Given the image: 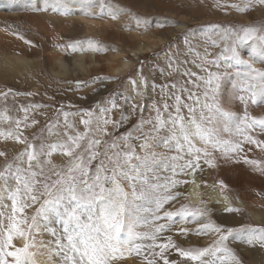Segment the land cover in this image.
Returning a JSON list of instances; mask_svg holds the SVG:
<instances>
[{"label":"snow or ice","instance_id":"obj_1","mask_svg":"<svg viewBox=\"0 0 264 264\" xmlns=\"http://www.w3.org/2000/svg\"><path fill=\"white\" fill-rule=\"evenodd\" d=\"M75 5H80L82 15L93 18L117 21L128 15L119 7L106 9L104 3L98 14L85 11L94 6L92 0L88 4L35 0L31 10L68 16L74 14ZM256 5L264 6V0L232 7L247 12ZM134 19L137 28L147 26L140 17ZM201 32L203 39L197 45L185 34L183 61L175 59V52L167 59L169 69L179 72L184 66L186 79L179 86L161 84L158 91L153 83L156 98L150 106L148 101L131 105L133 111L140 109L141 116L118 136L129 118L122 114L117 121L111 114L121 107V100L128 105L130 97L123 93L103 105L97 102L94 110L72 113L61 106L56 119L32 140L23 130L38 123L31 114L45 106L19 109L23 115L14 119V129L0 131V138L24 145L11 160L0 151L5 157L0 167V264H37L33 249H44L51 264H129L130 259L139 264H241L231 244L264 249V226H228L212 220L204 208L180 204L179 189L195 184L202 161L211 166L213 152L239 153L242 142L264 151V140L256 138L264 135V115L249 111L252 105L264 106V26L214 24ZM87 45L94 50L92 40ZM69 47L75 51L84 45L76 42ZM137 77L130 83L141 95L148 88L143 68ZM10 94L25 95L9 89L0 96L7 100ZM9 119L0 114V120ZM53 136L55 142L45 143ZM110 136L115 138L109 142ZM54 154L62 158L60 165L53 162ZM245 163L264 168L257 160L245 158ZM220 186L226 187L222 181ZM225 212L240 209L229 206ZM174 230L182 237L209 236L211 243L184 247L170 234ZM44 234L49 239L38 241L37 236ZM18 239L22 246L14 243ZM173 252L178 259H169Z\"/></svg>","mask_w":264,"mask_h":264},{"label":"rangeland","instance_id":"obj_2","mask_svg":"<svg viewBox=\"0 0 264 264\" xmlns=\"http://www.w3.org/2000/svg\"><path fill=\"white\" fill-rule=\"evenodd\" d=\"M22 3L25 5V8L29 10L32 9V6L35 4V0H22ZM85 4L89 3V0H84ZM94 4L93 8L97 9L95 14H98L101 10V3H104L106 9H111L114 7H119L124 12L128 13L127 19H121V25L119 29L123 34L129 36L128 40H132L133 46H136L137 43H146L149 38L153 37H167L165 43L161 44L156 49L144 55L141 60L137 63L136 67L132 72L124 77H115L107 72L102 74H91L86 77H80L76 80L73 79H55L49 74H45V79H40L37 74L40 69H34L32 75L26 74L24 79H15V80H3L0 78V93L8 92L10 89L12 93H24L25 95L13 96L9 95L7 100L0 96V114H6L10 117L7 122L0 120V131H7L9 129H14V119L21 117L23 114L19 111L22 106L29 105H44L45 107L38 108L31 115L35 118L38 123L33 127L23 130V134L28 137L29 140H32L34 134H39L42 128H45V125L52 122L56 119L57 111L64 107L65 111L75 113L79 110H94L96 103L100 102L101 105L110 99L116 93H123L130 97L128 105H124L123 101H120L121 107L111 114L113 120H120L121 115H128V122L125 127L120 128L119 132L116 133L118 136L121 132L130 128L132 124L136 123L141 116L140 109L137 108L136 111L132 110L131 105H141L145 101H151L156 98V91L151 88V85L155 83L158 87L161 84L165 83H177L179 86L183 82L185 77L182 76L183 67H180V71H174L167 67V59L173 52L178 53V56L175 58L178 61H183L187 55V45L184 43L185 34L187 33L193 45H197L203 39V33L201 32L202 28H205L208 25H256L264 26V6L256 5L252 7L247 12H239L232 7L234 4H240L243 6L246 3V0H100L99 3L96 0H92ZM160 4L163 8H158L154 4ZM168 9L166 11L165 9ZM30 16L40 18V12H33L32 10L27 12ZM43 13V12H41ZM140 17L143 22H146V27H139L140 30L151 29L153 35H145V37H137V40L133 38V33L127 31V29L136 27L134 17ZM107 17V16H105ZM125 17V16H122ZM44 20L46 21L45 17ZM110 18V17H109ZM101 22L103 18H97ZM42 22V21H41ZM185 24L183 30L173 31L177 28L178 25ZM6 29V32L16 33L18 36H23L24 40L29 43H25L26 46L31 47L32 45H37L38 48L44 52L47 49H56L58 52L55 53L58 55L62 52H68V54H73V51L67 48L70 44L76 42L87 43L88 40L93 42L96 40L99 45L98 54H107L104 51L102 44L107 43L108 40L103 39L93 34H84L83 36H71L63 35V39H59L55 44L57 47H54L55 44L48 43V45L43 44V42L37 43V36L34 34V27L26 24L24 21L21 23H12ZM51 31L56 30L52 24L49 25ZM57 28V26H56ZM54 29V30H53ZM74 29H72L73 31ZM173 30V31H171ZM195 32V38L192 37L191 32ZM140 32V31H139ZM41 39L44 36L40 35ZM111 48L118 47L124 48L121 42L115 43L112 42ZM46 46V47H45ZM67 47V48H66ZM60 49V50H59ZM68 50V51H67ZM88 52L92 51L86 49ZM71 52V53H70ZM128 52V51H127ZM38 55L37 52H35ZM128 54V53H127ZM191 59L190 56L187 57ZM177 65H174V68ZM193 71H196L193 65H187ZM143 68V74L147 78L148 88L144 90L141 95H138V99L135 100L134 97L129 95L126 90V84L128 79H132L137 75V70ZM172 71V75L169 76L168 72ZM45 73V72H44ZM80 84V87H77V84ZM57 85V86H56ZM30 93L31 95H27ZM71 105L72 107H68ZM148 112H144V116L147 117ZM61 122L63 117H60ZM76 120H79V116L76 117ZM80 130L83 131V126L80 125ZM109 132L113 131L112 127L109 126ZM115 137L110 136L107 139L109 142ZM57 138L55 136L47 139L45 143L55 142ZM262 140L261 138H258ZM35 144H39V140L33 141ZM24 145L17 144L14 140H5L0 138V151H6V156L11 160L15 155L22 151ZM253 149L250 150V153ZM217 156L222 157V152L217 151ZM230 154V152H229ZM234 154V153H231ZM230 154V155H231ZM237 154V153H236ZM235 155V154H234ZM62 158L58 154H54L53 162L57 165L61 164ZM5 157H0V167L3 166ZM262 165L264 164V158L259 160ZM200 173V171H199ZM255 181H259L258 178H253ZM235 198L242 199L244 202V208L240 210L239 213H227L225 209H206L209 213V216L212 220H216L218 223H225L228 226H235L237 223L251 224L253 226H264V219L261 222L256 221L250 213V207H258L260 210L264 211V191L255 190L254 193L243 195L242 192H235L233 194ZM258 198L259 201L254 205L250 206L249 202L253 201L252 199ZM184 199V200H183ZM245 199H248L246 202ZM183 200V203L181 201ZM180 204L188 205L192 208H197L192 205L187 196L183 194V198L180 200ZM177 204V207L180 206ZM235 207V206H233ZM180 227L177 225V228ZM173 236V239L177 243H182V246H197L204 247L211 243V237L204 236L198 237L196 235H189L188 237H182L176 233L174 230L173 233H170ZM21 240H16L17 246H21L23 243H20ZM238 245V247L236 246ZM245 245L248 247H254L260 249L261 251L256 252V258L252 260L250 257H247L242 251H240V246ZM235 250L237 257L239 258L241 264H264V249L260 248L259 245L249 246L246 243H233L230 245ZM244 247V246H242ZM37 250V249H36ZM40 250V249H39ZM261 253L263 256H259ZM170 260L178 259L177 255L173 252L170 257ZM139 264V260H132L130 264ZM162 264V262H161Z\"/></svg>","mask_w":264,"mask_h":264},{"label":"bare ground","instance_id":"obj_3","mask_svg":"<svg viewBox=\"0 0 264 264\" xmlns=\"http://www.w3.org/2000/svg\"><path fill=\"white\" fill-rule=\"evenodd\" d=\"M154 5L158 8H163L158 3ZM84 10L94 14L97 11L93 7H86ZM165 10L168 11V9ZM29 11H31V8L27 10L22 0H0V78L3 80L24 79L26 74L30 73L32 75L34 69L41 70L34 75L40 79H45L46 73L60 80H76L80 77H86L91 74H102L103 72H107L115 77H124L134 70L144 55L164 44L165 39H167V37H155L154 39L151 37L146 43H137L136 46H133L132 40H128L129 36L125 33L123 34L118 28L121 25V19H127V15L117 21L104 17L100 22L99 19L92 16L82 15L80 5H75L74 14L68 16H61L51 12H40L39 16L41 17L38 19L30 16L27 13ZM42 17H45L46 21ZM22 21L34 27V34L38 38L37 43L43 42L45 45H48V43L55 44L60 38L63 39V35L71 37L93 34L108 40L107 43L101 45L107 54H98V50L101 47H99L96 40L94 41V50L90 52L86 50L88 49L86 42L83 43V48H78L75 51L71 47H66L72 50L73 54H68V50V52H62L59 55L58 53H51L53 50L56 52L58 48H50L44 52L37 45H32L28 48L25 45V41H21L17 34L14 35L13 33L6 32V29L10 26L9 24L13 22L18 24ZM50 24L54 25L55 27H53L56 30L53 29L54 31H51L49 28ZM184 26L185 24L178 25L174 31H171L175 33V31L183 30ZM72 29L74 30L72 31ZM127 31H131L135 35L133 36L135 40H137V37L153 35L151 29L140 30V28L132 27L127 29ZM40 35H43L44 38L41 39ZM112 42H121L124 48L116 45L111 48L110 44ZM54 47H57V44ZM132 79H138L137 75ZM132 79H128L126 90L129 95L137 100L139 97L130 83ZM148 102L150 106V101ZM249 111L253 116H261L264 115V106L257 107L256 105H252ZM240 115H243V107H241ZM256 138L264 140V135L257 134ZM241 147L243 150L237 154L234 153L235 155L220 151V153L222 152V157H219L217 156V151L213 152L211 166L202 161V170L196 174L195 184L190 182L179 189L188 197L193 206L205 207L207 209H225L229 206H235L241 210L244 208V202L242 199L233 196L235 192H242L243 195H248L254 193L257 189L264 191V168L257 167L251 163H245V158L248 161H259L264 158V151L256 145L246 142H242ZM251 149L253 151L250 153ZM253 178H258L259 181L257 182ZM185 179L191 180L192 178L185 177ZM221 181L226 187L221 188ZM183 200L181 203H183ZM245 200L248 202V199ZM252 200L249 202L250 206L254 205V201L255 203L259 201L258 198ZM250 213L258 222L264 219V211L258 207H250ZM41 239L47 241L49 236L47 234L37 236L38 241ZM20 243H23V241L21 240ZM236 246L238 247V245ZM33 251L37 253L35 256L37 264H51L44 249H33ZM240 251L247 257L251 256L250 259L252 260L256 258L254 256L256 252H260L261 250L241 245ZM259 256L263 255L259 253ZM131 261L132 259L129 260V264Z\"/></svg>","mask_w":264,"mask_h":264}]
</instances>
